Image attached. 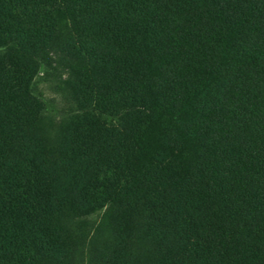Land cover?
I'll return each instance as SVG.
<instances>
[{
  "label": "trees",
  "instance_id": "obj_1",
  "mask_svg": "<svg viewBox=\"0 0 264 264\" xmlns=\"http://www.w3.org/2000/svg\"><path fill=\"white\" fill-rule=\"evenodd\" d=\"M0 47V264H78L97 207L88 264H264V0H0ZM49 52L71 170L33 134Z\"/></svg>",
  "mask_w": 264,
  "mask_h": 264
},
{
  "label": "rangeland",
  "instance_id": "obj_2",
  "mask_svg": "<svg viewBox=\"0 0 264 264\" xmlns=\"http://www.w3.org/2000/svg\"><path fill=\"white\" fill-rule=\"evenodd\" d=\"M5 48L0 47V53L4 52ZM50 58L54 59L52 63L56 67V73L52 74L46 66L39 64L32 76V91L31 95L36 98L39 108L38 121L33 129V134L37 137H47L48 147L45 146L44 152L47 149L52 157L53 163H59V161L66 166V170L70 166L71 154L69 150L65 151L66 157L61 158V140L58 135L60 127L69 122V120L75 118V114L85 112L88 109L80 108L77 106L76 101L69 97L65 87V80L69 76L70 71L56 64L58 55L54 52H49ZM84 109V110H83ZM13 140L12 149H8V157L5 159V163L9 164V161L23 160L24 151H26L25 138L15 136ZM60 151V154L57 153ZM106 207L95 208L93 212L85 215L83 222L70 225V229L73 237L76 238V246H83L79 252L78 264H88V259L94 257L93 247L90 246L97 244L100 241V233L95 231V227L100 221L107 220L108 214L105 211ZM95 242V244H94ZM100 244V242H99ZM80 248V247H79Z\"/></svg>",
  "mask_w": 264,
  "mask_h": 264
}]
</instances>
